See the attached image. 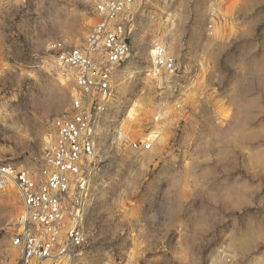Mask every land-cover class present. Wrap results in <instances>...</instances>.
<instances>
[{
  "label": "rangeland",
  "instance_id": "obj_1",
  "mask_svg": "<svg viewBox=\"0 0 264 264\" xmlns=\"http://www.w3.org/2000/svg\"><path fill=\"white\" fill-rule=\"evenodd\" d=\"M126 18L74 264H264V0H136ZM95 23L90 0H0V164L39 169L73 88L48 45ZM157 45L179 77L152 75ZM21 211L0 187V264H19Z\"/></svg>",
  "mask_w": 264,
  "mask_h": 264
},
{
  "label": "built area",
  "instance_id": "obj_2",
  "mask_svg": "<svg viewBox=\"0 0 264 264\" xmlns=\"http://www.w3.org/2000/svg\"><path fill=\"white\" fill-rule=\"evenodd\" d=\"M135 2L90 0L96 23L84 43L48 45L59 68L72 78L70 112L53 120L37 171L0 164V187L13 186L22 200L13 237L21 250L19 264H74L85 248V203L100 163L97 137L114 100V76L132 52L126 14ZM152 52V75L180 76L179 62L165 46ZM152 146L149 141L131 144L137 151Z\"/></svg>",
  "mask_w": 264,
  "mask_h": 264
},
{
  "label": "bare ground",
  "instance_id": "obj_3",
  "mask_svg": "<svg viewBox=\"0 0 264 264\" xmlns=\"http://www.w3.org/2000/svg\"><path fill=\"white\" fill-rule=\"evenodd\" d=\"M132 112H133V110L131 109L130 114H129V117H133V116H132ZM157 137H158V136L155 135V134H152L151 136H149L150 140H155Z\"/></svg>",
  "mask_w": 264,
  "mask_h": 264
}]
</instances>
